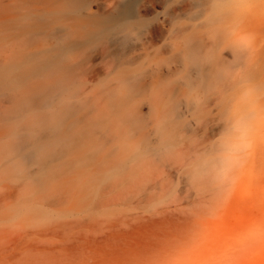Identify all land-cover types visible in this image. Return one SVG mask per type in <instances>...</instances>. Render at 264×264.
<instances>
[{"label":"bare ground","instance_id":"6f19581e","mask_svg":"<svg viewBox=\"0 0 264 264\" xmlns=\"http://www.w3.org/2000/svg\"><path fill=\"white\" fill-rule=\"evenodd\" d=\"M164 3L170 29L156 0H0V228L21 213L116 205L121 183L106 181L127 169L130 196H148L173 166L194 183L264 164V0ZM148 49L143 66L122 70V57ZM110 61L121 70L95 88ZM248 222L236 226L239 253L264 234Z\"/></svg>","mask_w":264,"mask_h":264},{"label":"rangeland","instance_id":"374dc122","mask_svg":"<svg viewBox=\"0 0 264 264\" xmlns=\"http://www.w3.org/2000/svg\"><path fill=\"white\" fill-rule=\"evenodd\" d=\"M156 6L158 17L170 29L172 6L164 0H156ZM178 16L180 22L186 21L184 11ZM169 41V34L156 41L160 52H167ZM150 51L122 57L128 63L122 70H138ZM111 67L113 61L95 76V88L121 70ZM173 167L170 179L148 190V196H130L135 176L129 169L122 178H108L106 183H121L114 200L117 204L93 215L64 211L38 214L27 221L24 213L19 214L0 228V264H264L262 231L253 235L250 251L239 253L236 230L237 223L247 224L251 218L258 225L264 223V164L252 165L246 178H239L238 167L231 166L194 183L187 168ZM156 169L159 173L168 170L161 165ZM85 188L96 190L89 184ZM148 217L156 223L139 222ZM76 219L85 224L74 223Z\"/></svg>","mask_w":264,"mask_h":264}]
</instances>
